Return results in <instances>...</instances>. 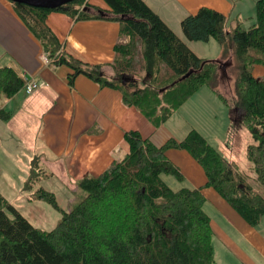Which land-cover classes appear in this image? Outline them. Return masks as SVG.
Returning a JSON list of instances; mask_svg holds the SVG:
<instances>
[{
    "label": "trees",
    "instance_id": "1",
    "mask_svg": "<svg viewBox=\"0 0 264 264\" xmlns=\"http://www.w3.org/2000/svg\"><path fill=\"white\" fill-rule=\"evenodd\" d=\"M104 1L106 9L87 0L57 9L14 4L52 63L70 68L69 84L84 74L117 88L126 105L161 127L200 87L212 85L223 63L198 56L144 0ZM256 9L257 20L249 28L240 23L228 30L229 16L209 7L186 16L181 26L190 41L233 43L240 61L236 83L241 108L236 110L243 111L242 124L258 142L249 146L248 157L264 186V78L253 74V67L264 66V0H257ZM55 10L78 20L120 24V36L128 42L115 45L111 78L102 64L83 62L62 50L48 22ZM138 64L143 76L135 73ZM24 84L18 69L0 66V101ZM0 117L7 120L11 113L0 108ZM125 140L129 151L121 159L102 174L78 182L86 194L70 210L61 208L55 192L39 185L51 174L35 156L23 191L29 201H44L62 217L51 230L37 227L0 192V264H214V231L201 188L174 190L163 179L165 174L184 178L167 156L172 148L187 150L204 168L205 186L213 187L251 226L264 217V195L197 129L161 146L138 130L126 132Z\"/></svg>",
    "mask_w": 264,
    "mask_h": 264
},
{
    "label": "crops",
    "instance_id": "2",
    "mask_svg": "<svg viewBox=\"0 0 264 264\" xmlns=\"http://www.w3.org/2000/svg\"><path fill=\"white\" fill-rule=\"evenodd\" d=\"M144 1L195 53V41L185 37L182 20L202 7L213 8L229 17L235 11L234 0ZM87 2L108 8L104 0ZM48 22L61 39L62 50L83 62L102 64L108 78L114 75L111 67L114 48L123 39L118 22L99 18L78 20L56 10L49 14ZM0 66L14 67L22 73L25 82L35 78L40 84L31 94L21 88L12 97H2L0 108L10 112L11 117L7 120L0 117L4 121L0 122V148L7 145L9 139L10 142H19L20 146L23 143L29 150L28 159L32 161L39 156L42 168L51 174L43 181L58 179L67 182L59 183L58 188L43 185L56 193L64 210H70L74 203L69 180L78 184L86 176L102 174L115 160L121 159L129 151L126 132L138 130L144 138L161 146L171 138L184 139L191 129L196 128L182 116L184 105L182 111L179 109L157 128L138 109L125 104L121 90L103 86L84 74L77 76L73 85L69 84L70 68L52 63L41 41L19 16L11 0H0ZM13 121L15 126H9ZM169 123H173L172 128ZM22 132L26 138L21 136ZM7 133L12 137H7ZM229 133L233 137L231 129ZM232 147L234 144L231 152ZM167 156L184 175V182L178 188H201L206 198L204 209L211 217L214 236H219L242 264H248L249 260L253 262L243 244L264 252L261 222L251 226L213 187H206L204 168L187 150L172 148L167 150ZM1 167L2 179L5 176L12 179L11 171ZM165 175L163 179L167 183L171 179L167 176L172 175ZM29 203L38 205V210L28 205L25 211H21L17 204H13L37 227L51 230L62 217L44 201ZM232 234L241 238L242 243L236 242Z\"/></svg>",
    "mask_w": 264,
    "mask_h": 264
},
{
    "label": "rangeland",
    "instance_id": "3",
    "mask_svg": "<svg viewBox=\"0 0 264 264\" xmlns=\"http://www.w3.org/2000/svg\"><path fill=\"white\" fill-rule=\"evenodd\" d=\"M257 0H234L235 11L229 17L226 28L228 30L234 29L241 23L242 27L249 28L257 20ZM187 40L185 37H183ZM123 43H127L128 39L123 38ZM193 47L196 54L202 58L217 60L221 65L216 73L215 79L211 83L212 85H203L200 87L194 95H192L188 101L184 104V109L180 108L184 117L188 120L190 125L200 130L203 135L215 146L226 159L233 161L239 165L241 171L247 176L248 181L254 186L257 192L264 195V186L259 182L257 175L253 171V162L249 160L248 148L251 145H257L249 129L242 124V110H236L240 107V98L237 93V79L240 73V61L238 60L234 45L229 41L225 46L220 44L216 39L212 38L209 42L195 41ZM199 53V54H198ZM253 53H255L253 51ZM135 73L138 76H143L144 71L140 70V64L137 65ZM253 74L255 77L264 78V66L256 65L253 67ZM236 110V112H234ZM234 112V115L232 114ZM234 119H237L236 122ZM0 122H3L0 119ZM15 122H11L9 126H15ZM173 123H169V127L172 128ZM185 128V123H183ZM11 127V128H12ZM230 129L233 131L230 135ZM11 138L12 134H6ZM22 137L26 138L24 132L21 133ZM232 147L231 152V145ZM29 150L25 148L22 143L10 142L7 145L0 148V166L4 169L7 167L11 171L12 179L0 173V192L12 203L18 205L21 211H25L26 206L32 207V209L38 210V205H32L28 201V194L23 191L24 184L30 173L31 160L28 159ZM42 166V165H41ZM1 167V169H3ZM43 167V166H42ZM3 169V170H4ZM164 178L166 175H163ZM170 180H167V184L174 190L182 189L178 188L184 180H179L176 176H167ZM47 179V178H44ZM43 179V180H44ZM41 180L40 186L44 184L47 187L58 188L59 182L57 180L43 181ZM172 180V181H171ZM179 185V186H178ZM70 192L74 195L72 207L81 201L86 194L75 181L69 180ZM70 189V188H69ZM75 190V191H74ZM78 191V192H77ZM40 202V201H37ZM29 203V204H27ZM37 206V207H36ZM41 209V208H40ZM210 211V210H209ZM36 215H40L35 212ZM57 224H54L55 227ZM259 225V224H258ZM260 230L264 233V217L261 220ZM44 229V228H43ZM233 235V234H232ZM234 240L239 244L243 240L235 237ZM213 245L215 249V263L214 264H242L238 256L235 257L231 254L229 248L225 243L216 235L213 238ZM247 254L251 255L252 261L255 264H264V252L252 250L248 245L243 244ZM229 254H228V253ZM249 260L247 263L254 264Z\"/></svg>",
    "mask_w": 264,
    "mask_h": 264
},
{
    "label": "water",
    "instance_id": "4",
    "mask_svg": "<svg viewBox=\"0 0 264 264\" xmlns=\"http://www.w3.org/2000/svg\"><path fill=\"white\" fill-rule=\"evenodd\" d=\"M14 3L24 4L36 8L57 9L75 0H11ZM125 79V77H124Z\"/></svg>",
    "mask_w": 264,
    "mask_h": 264
},
{
    "label": "built area",
    "instance_id": "5",
    "mask_svg": "<svg viewBox=\"0 0 264 264\" xmlns=\"http://www.w3.org/2000/svg\"><path fill=\"white\" fill-rule=\"evenodd\" d=\"M40 87V84L35 80V78H30L26 80L23 88L28 94L34 92L37 88Z\"/></svg>",
    "mask_w": 264,
    "mask_h": 264
}]
</instances>
